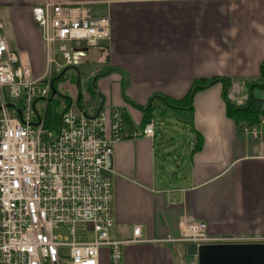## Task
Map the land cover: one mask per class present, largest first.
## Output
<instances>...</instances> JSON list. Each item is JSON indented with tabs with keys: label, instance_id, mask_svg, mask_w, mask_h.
I'll list each match as a JSON object with an SVG mask.
<instances>
[{
	"label": "crops",
	"instance_id": "obj_1",
	"mask_svg": "<svg viewBox=\"0 0 264 264\" xmlns=\"http://www.w3.org/2000/svg\"><path fill=\"white\" fill-rule=\"evenodd\" d=\"M49 1L85 5L112 21L110 42L82 61L103 65L87 78L94 89L81 90L79 79L70 90L60 80L63 101L80 97L90 116L101 106L107 114L119 109L133 131L148 123L152 105L156 116L170 110L188 128L187 162L171 177L159 164L156 132L114 145L111 238L128 241L135 227L143 240L178 238L185 218L204 222L211 235L264 241V0H0L9 49L36 76L45 47L32 9ZM198 82L209 85L193 95L187 117L157 99L181 102ZM250 98L261 110L259 121L239 124L227 102L245 107ZM256 125V136L243 133ZM187 246L127 245L123 264H197Z\"/></svg>",
	"mask_w": 264,
	"mask_h": 264
},
{
	"label": "built area",
	"instance_id": "obj_2",
	"mask_svg": "<svg viewBox=\"0 0 264 264\" xmlns=\"http://www.w3.org/2000/svg\"><path fill=\"white\" fill-rule=\"evenodd\" d=\"M32 19L45 47L46 67L40 76L10 51L0 21V264H103L105 257L108 264H123L122 248L127 245L200 247L262 240L211 235L204 222L185 218L178 238L143 240L140 227L128 241L111 238L113 147L126 139H153L159 127L156 112L141 131H133L121 110L90 116L76 97L58 127L48 129L51 83L81 65L90 49L110 42L112 21L85 5L52 1L33 7ZM59 55L64 65L57 63ZM39 102L45 104L41 111ZM242 131L256 136L258 127Z\"/></svg>",
	"mask_w": 264,
	"mask_h": 264
},
{
	"label": "rangeland",
	"instance_id": "obj_3",
	"mask_svg": "<svg viewBox=\"0 0 264 264\" xmlns=\"http://www.w3.org/2000/svg\"><path fill=\"white\" fill-rule=\"evenodd\" d=\"M95 51L96 49L92 48L89 50V53L92 55L95 53ZM56 61L59 65H64V60L62 59V56L59 55L58 57H56ZM39 67L40 68L42 67L43 69L42 72L45 70L46 67L45 60L44 63L40 62L36 66V68L38 69ZM101 67H103L102 64H99L97 61L95 62L94 60H91L90 63L86 65L81 64L78 67H73L74 69H68V71L66 72L67 73L66 77L64 78L65 80L62 79L64 85L68 86L70 90L76 88L77 77H78L77 71H79L81 90L83 89L91 90L94 86L93 81L89 82L87 78L92 72L96 71ZM57 90H59V85H57ZM60 102L61 104H59ZM13 103L15 105H18V101H13ZM50 104H52V109L57 107L58 112L61 111V109L65 106V103L61 101L60 96H56V99L52 101ZM44 106L45 104L43 102H39L37 104V109L41 111L44 108ZM11 114L12 116H14L13 111H11ZM156 120L159 123V128L156 131L159 164H161V166L164 167L166 170L170 171V177H171L172 173L175 174V172H178L177 165L181 166L183 170V167L187 162L186 148L190 141L187 130L188 128L186 125L178 122V120L174 117L172 111L170 110L166 112L160 110L156 116ZM61 234H65V233H61ZM259 243L264 244V241H259ZM181 247L183 248L184 246ZM63 253H64V259L66 261H69L68 252L65 251ZM191 257L187 258L188 261H190ZM184 264H186L185 261ZM187 264H196V263L193 261L192 263L187 262Z\"/></svg>",
	"mask_w": 264,
	"mask_h": 264
},
{
	"label": "water",
	"instance_id": "obj_4",
	"mask_svg": "<svg viewBox=\"0 0 264 264\" xmlns=\"http://www.w3.org/2000/svg\"><path fill=\"white\" fill-rule=\"evenodd\" d=\"M57 77L51 83L52 98L59 96L55 84L65 75ZM80 74L78 73L77 86L79 87ZM13 108V105H9ZM102 106L99 111H101ZM187 254L196 257L197 264H264V244H214L187 246Z\"/></svg>",
	"mask_w": 264,
	"mask_h": 264
},
{
	"label": "trees",
	"instance_id": "obj_5",
	"mask_svg": "<svg viewBox=\"0 0 264 264\" xmlns=\"http://www.w3.org/2000/svg\"><path fill=\"white\" fill-rule=\"evenodd\" d=\"M62 79H63V77L60 80H62ZM60 80H59V82H60ZM59 82H57L55 84V87H57V84ZM210 84H212V83H210ZM207 85H209V83L208 84L205 82L196 83L194 85V87L192 88L191 92L189 93V95L183 101L178 102V103H171L168 100H166L164 98H160V97H158L157 99H160L168 108H171L175 112L176 111H177V113L179 112V114H181L182 116L187 117L192 112V105L191 104H192L193 95L198 90L204 89ZM250 86L253 88L254 87H261V88L263 87L262 85H254V84H251ZM55 99H56V97L53 98L52 101H54ZM60 99L63 103H65V106H66V104L69 105V103H67L65 100L63 101L62 98H60ZM50 103L47 106V111H46V115H45L46 127L48 129H56L59 125V122H60V116L68 105L66 107L64 106L61 109V111L58 112L57 107L52 109V104H50ZM59 104H61V102ZM227 105H228V111H229L230 115L234 118V120L237 123H239V124L245 123V124H249V125H254V124L258 123L259 117L261 116V110H260L259 105L256 102V100L250 98L248 105L245 107L235 106V105L230 104L229 102H227ZM154 110H155L154 107H152V105H151L147 110H145L146 115H148L151 118L152 112ZM145 125H144V127H145Z\"/></svg>",
	"mask_w": 264,
	"mask_h": 264
}]
</instances>
